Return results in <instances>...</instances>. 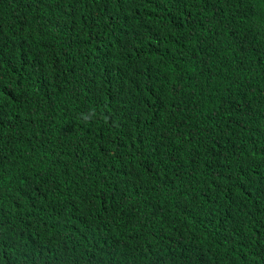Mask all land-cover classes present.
I'll return each mask as SVG.
<instances>
[{"label":"trees","instance_id":"16d2710c","mask_svg":"<svg viewBox=\"0 0 264 264\" xmlns=\"http://www.w3.org/2000/svg\"><path fill=\"white\" fill-rule=\"evenodd\" d=\"M0 264H264V0H0Z\"/></svg>","mask_w":264,"mask_h":264},{"label":"clouds","instance_id":"9594fccd","mask_svg":"<svg viewBox=\"0 0 264 264\" xmlns=\"http://www.w3.org/2000/svg\"><path fill=\"white\" fill-rule=\"evenodd\" d=\"M103 29H105L106 28V26L105 27H102Z\"/></svg>","mask_w":264,"mask_h":264}]
</instances>
